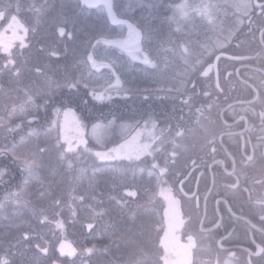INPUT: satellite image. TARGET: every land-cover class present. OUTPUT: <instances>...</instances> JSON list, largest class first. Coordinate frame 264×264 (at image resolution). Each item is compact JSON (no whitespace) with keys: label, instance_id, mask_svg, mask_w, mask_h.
Here are the masks:
<instances>
[{"label":"trees","instance_id":"trees-1","mask_svg":"<svg viewBox=\"0 0 264 264\" xmlns=\"http://www.w3.org/2000/svg\"><path fill=\"white\" fill-rule=\"evenodd\" d=\"M198 2L189 0L194 8ZM178 3L171 0L166 6V0H140L139 5L123 6L117 0L113 9L123 22H114L109 12L82 0H0V12L4 13L0 33L8 28L11 16H17L28 30L26 46L16 41L18 48L10 51V56L0 50V90L3 82L11 81L15 88L19 82L14 94L27 106L17 120L13 117V128L0 129V233L4 235H0V258L6 257L8 264H167L164 238L169 201L165 192L181 198L178 185L187 149L182 137L203 128L202 117L216 110V105L196 100L200 97L196 90L188 93L180 84L182 77L196 80L195 67L210 64L223 46L220 43H232L236 38L241 47L236 51L245 53L255 46L250 43V34H240L245 22L228 17L233 10L229 2L217 12L191 14L184 21L173 18L168 42L155 41L153 48L142 46L151 61L165 56L179 66L170 77L155 83L143 70L149 64L123 48L106 44L107 40L127 38L131 27L141 32L140 25L151 29L155 20L164 23L167 15L177 17ZM185 23L187 36L182 32ZM61 27L66 32L64 37L58 34ZM254 42L261 46L258 39ZM9 59L14 63L9 65ZM103 65L113 68L99 70ZM180 68L187 74L178 76ZM129 70L135 80H127ZM200 78L207 82V87L201 84L202 92L212 96L218 93L216 88L210 89L212 77ZM108 79H113L109 86ZM46 81H51L52 87L45 89ZM108 88L127 91L131 97L121 99L117 93L113 102L109 93L105 97ZM62 99L72 102L61 103ZM63 106L83 122L78 128L80 135L78 129L65 128L66 136H71L67 142L77 149L69 151L65 145L69 143L52 136L44 142L46 147L39 149L40 136L47 132L54 111ZM8 112L7 107L5 114ZM148 116L167 130L165 135L160 130L150 132L151 149L147 147L139 159H100L96 155L114 153L113 149L128 138L127 126L139 129ZM218 118H209L210 127L218 126ZM96 124L109 128L101 141L89 135ZM24 141L33 148L26 149L29 158L37 161L30 170L22 167L23 159L11 155L12 147L22 149ZM190 151L192 154L193 149ZM6 194L10 200L4 203ZM179 208L182 212V204ZM64 243L75 250V255L61 254Z\"/></svg>","mask_w":264,"mask_h":264},{"label":"flooded vegetation","instance_id":"flooded-vegetation-1","mask_svg":"<svg viewBox=\"0 0 264 264\" xmlns=\"http://www.w3.org/2000/svg\"><path fill=\"white\" fill-rule=\"evenodd\" d=\"M184 2L188 0L177 5ZM221 2L199 0L197 7L203 14L231 3L229 18L245 22L240 34H250L255 46L245 53L236 51L241 49L236 38L220 43L213 61L219 54L246 59L221 58L217 70L212 67L207 73L213 61L205 67L202 77L213 78L210 89L216 88V95L202 92L201 84L207 87L202 78L188 85V93L196 90L200 96L196 100L216 105L205 121L213 115L219 118L207 137L206 129L197 130L204 134H198V139L203 136L201 142L196 140L200 145L193 144L192 137L187 141L180 182L185 181L183 192L178 185L177 198L183 208L181 247L190 264H264V0Z\"/></svg>","mask_w":264,"mask_h":264},{"label":"rangeland","instance_id":"rangeland-1","mask_svg":"<svg viewBox=\"0 0 264 264\" xmlns=\"http://www.w3.org/2000/svg\"><path fill=\"white\" fill-rule=\"evenodd\" d=\"M82 1L85 2L89 6L99 7L100 9L103 8L105 11L109 12L112 21L123 22L122 18H119L118 15L116 16L115 11L113 9L115 1H117V0H113V1L112 0H82ZM118 1H121L123 3V6H124V5H127L128 3H130V4L135 3L136 5H139L140 0H118ZM170 1L168 2V5L170 4ZM178 1H180V0H177V2ZM200 10L202 11V9H200V7L194 8L189 3V0H188V2H184L180 5H176L175 12L177 14V17L176 16L172 17V15H167L164 19H162L164 21V23H161L159 20H155L152 22V25H150L151 29H145L146 28L145 26L141 27V25H140L141 32H139L138 30L132 31V29H134V28L131 27L129 29L127 38H123L122 40H120V39L114 40V41L113 40H107L106 44L113 45L115 47L123 48L124 52L128 51L129 53L134 54L139 60H143L144 56L148 57L147 53L144 51V49L142 47L143 45L150 46L153 48L155 41H163V42L169 41V39H170L169 35L171 33V30H172L173 18L176 21H179V20L184 21L191 14L192 15H194V14L199 15V13H202V12H200ZM205 11L206 10H204V12ZM121 14L124 15V13L122 11H121ZM187 28H188V25H187V23H185L184 24V30L182 31L183 33H186L185 36H187V34H188ZM136 33L139 34L138 37H137ZM20 35L23 36V33H21ZM12 36H13L12 31L9 30V28H7L5 30V32L3 33L4 43L8 44L9 41L11 40ZM16 41H18V40L12 41L9 52L12 51L13 49L15 51V49L18 48V44L16 43ZM121 45H124V46L122 47ZM201 48L198 50H201ZM198 53H201V52H198ZM194 57L195 58L193 60L197 62L198 58L196 56H194ZM148 59L150 60L149 57H148ZM207 64L208 63L205 62V63H202L199 66V68L195 67V69H196L195 73L197 74L196 78H200L202 76V73L205 69L204 67ZM116 65L118 66V64H116ZM103 67H106L108 69L113 68L110 65H107V66L103 65V66L99 67V70H101ZM178 67L179 66L178 65L176 66V64L173 62V60L171 58H167L165 56H159L156 61H151L149 66L143 67V70L151 75V79L155 83L160 78L170 77L173 74L174 70ZM186 68L189 69L190 65L188 64V66H186ZM184 69L185 68H180L179 70L177 69V71H176L178 73L177 75L180 77H182V75H184V74L186 75L187 73H184ZM198 69L201 71L200 72L197 71ZM126 74H127V80L132 81V80L136 79V76H135L133 71L129 70V71H127ZM182 78H183V81L180 84H183V88L187 91V89L189 88L188 85H190V81H189L190 78L189 79L184 78V77H182ZM108 80L109 81H107V84H108L107 86H109L113 82V79H111V80L108 79ZM3 84L4 85L1 87V90H0L1 91L0 129L3 128V126H5L6 128H7V126H9V127L14 126L13 117H15L17 120L18 119L17 117L24 114L26 112V108H27L25 103H21V100L19 99V97L16 98V95L18 93L17 87L20 83L17 82L16 88L13 87V82H11V81H8V83L3 82ZM164 84H166V83H164ZM43 86H45V89L52 87L51 81H46L43 84ZM88 90L95 91V89H88ZM104 90L105 89H103L102 92H104ZM45 91H47V90H45ZM118 91L119 90L108 88L106 90V96L105 97H107V93H109L113 102H115V99H116L115 96H117V93L120 95L121 99H128L129 97H131V96H128L127 91H120V92H118ZM102 92H100V93L102 94ZM12 94H14L13 97H11L10 99L7 98V96L12 95ZM43 95H44V93H43ZM7 107L9 109V112H8V114L7 113L5 114ZM21 107L24 108V111H22V112L20 111ZM66 113L68 114L67 116L65 115ZM157 121L158 120L156 118H154L153 116H148L146 118V120L144 119V121L140 123L139 129H138V126H136V125L134 127L133 126H127V128L125 129V133H126V135H128V138H126L125 141L120 146L118 145L116 147V149L121 150V155L118 158H127L124 153H133V157H135V155H134L135 152L139 151L140 155H142L145 151H147V147H149V149H151L150 141H149V139L151 138L150 132H153L154 130L157 132V130H160L162 132V134L165 135L166 130H167L164 126H162L160 124L159 121L158 122ZM82 124H83V122L81 120H79V117L70 108H68L66 106H63L62 108H57L54 111V117H53L52 123L48 127L47 132L42 133L43 136L40 134L41 136H40V139L38 140V142L41 144L39 145V149L41 147H46V144L44 142L47 143V141H49V139L51 138L50 136H52L53 138H57V140H59L60 142H67L68 140L70 141L71 136L70 135L66 136L67 133L65 132V128L68 131H70L72 129V127H73V129H78L79 127L82 126ZM202 126H203V129H206L205 131H203V133H205V135L201 132H198L196 129L193 131L194 134H188V135L182 137V145L184 144L185 141H188L190 137L193 138V144H196L197 146L200 145V144H197V141H196L199 138L198 134H202L205 137H207L209 134L208 129L211 126V121L210 120L205 121V118L202 117ZM107 129H109L108 125L96 124L90 130L89 135L93 139H95L97 141H101L100 139L102 138L104 131H106ZM63 130H64V132H63ZM76 132L79 135L82 134V131L80 129L76 130ZM31 133H33V132H31ZM189 133H191V132H189ZM143 135H144V137H145V135L147 137L144 138ZM149 136H150V138H149ZM66 137L68 139H65ZM202 137L203 136H201L200 139H198V140H200V142L202 141ZM59 141H57V145L59 144ZM67 143H69V142H67ZM188 144L189 143L187 142L186 145L188 146ZM23 145L25 147L22 146L23 147L22 149H21V147L20 148L16 147V146L12 147L11 155L13 157H18L20 159H24L26 157L29 158V153L27 152V150H33V148H30L29 145L25 143V141L23 142ZM65 145L67 146V148L69 147V144H65ZM122 146H124V147L122 148ZM157 147L158 146H156V145L153 146V148H157ZM76 149H77L76 146H74L73 151H75ZM152 151H153V149H152ZM111 155L115 156L116 153H111ZM164 156H165V154H163V157ZM36 158H37V155H36ZM137 171L139 173V170H137ZM33 180H34V178H33ZM169 192H165V195L169 201V209H167L168 210L169 224H168L167 232H166V235L164 238V248H166V251L169 255L168 260H167V264H190L189 260H188V254L181 247V243L183 242V237H182V232H181L183 216H182L181 209L179 208L181 205V201H179L176 197L173 198L174 194L172 195ZM3 196H4V199L6 200L4 203L9 202V200H10L9 195L6 194ZM4 218H7V214L4 216ZM0 235H3V234L0 233ZM64 246H65V249L68 247V246L66 247L65 243H64Z\"/></svg>","mask_w":264,"mask_h":264},{"label":"snow or ice","instance_id":"snow-or-ice-1","mask_svg":"<svg viewBox=\"0 0 264 264\" xmlns=\"http://www.w3.org/2000/svg\"><path fill=\"white\" fill-rule=\"evenodd\" d=\"M4 18V13L0 12V19ZM131 27V26H130ZM8 28L9 30L12 31L13 33V36L11 38V40L9 41L8 44H5L4 43V37H3V33H0V50H3L5 53H7L9 56L11 55L10 52H9V49L11 47V43L12 41L14 40H19L20 41V44L21 46H26L24 44V37H26L27 35V28L18 20L17 16H11L10 18V22H9V25H8ZM21 33H23V36L20 35ZM58 34L60 37H64L66 35V32H65V29L63 27L59 28L58 30ZM137 37H138V33H136ZM122 47L124 45H121ZM53 55H56L55 52L52 53ZM133 58L135 59L136 57L133 56ZM89 59H91V57H89ZM14 62L9 59L8 61V64L11 65L13 64ZM143 63L144 64H150L151 61L148 59L147 56H144L143 57ZM107 66V65H106ZM93 67H97V65L95 64V61H93ZM113 75H115V73H113ZM116 82H117V85H119V77L117 76L116 77ZM70 86H74V85H70ZM105 97L104 96H97L96 99H104ZM69 102H72L71 100L69 101H64L63 99L61 100V103H69ZM20 111H24V108L21 107ZM66 116L68 115L67 113L65 114ZM80 143L81 144H84L85 141L82 139H80ZM124 146H122L123 148ZM68 150L69 151H73V147L71 145V143H69V147H68ZM113 152L116 153L115 156L111 155V154H103V153H96V155L100 158V159H115V158H118L120 155H121V150L119 149H113ZM126 155L127 158L131 159L133 157V153H124ZM135 155V158L139 159L140 157V153L139 151L135 152L134 153ZM37 164V161L34 159V158H24L23 161H22V167L25 169V170H30L32 169V167L34 165ZM2 174V173H0ZM131 194V193H129ZM57 227H62L61 224H57ZM89 228H91V225H89ZM61 254L62 255H68V256H71V255H75V250L72 249L70 246H68V250L66 251L65 250V246L62 245L61 246ZM42 251L46 252L47 249H42ZM91 251V250H89ZM0 264H8V259L6 257L4 258H0Z\"/></svg>","mask_w":264,"mask_h":264},{"label":"water","instance_id":"water-1","mask_svg":"<svg viewBox=\"0 0 264 264\" xmlns=\"http://www.w3.org/2000/svg\"><path fill=\"white\" fill-rule=\"evenodd\" d=\"M221 58H228V59H231V60H245V59H246V58H244V57H233V56L231 57V56H229V55H227V54H219V55H217V57L215 58L213 65L209 66L208 69L214 67L215 70H217V68H218V63H219V61H220ZM208 69H207L206 73L208 72ZM184 181H185V180L181 181L180 184H179V189L181 190V192H183V184H184Z\"/></svg>","mask_w":264,"mask_h":264}]
</instances>
